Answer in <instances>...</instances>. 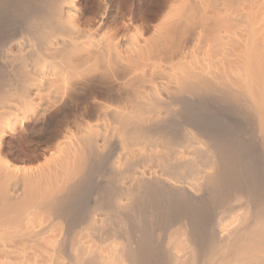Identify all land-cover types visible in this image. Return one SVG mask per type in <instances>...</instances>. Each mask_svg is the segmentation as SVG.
<instances>
[{"label": "bare ground", "instance_id": "bare-ground-1", "mask_svg": "<svg viewBox=\"0 0 264 264\" xmlns=\"http://www.w3.org/2000/svg\"><path fill=\"white\" fill-rule=\"evenodd\" d=\"M0 264H264V0H0Z\"/></svg>", "mask_w": 264, "mask_h": 264}]
</instances>
